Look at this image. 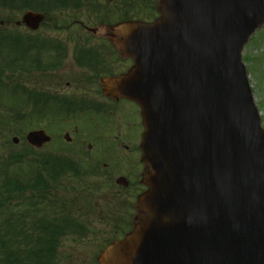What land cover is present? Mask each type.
I'll use <instances>...</instances> for the list:
<instances>
[{
	"label": "water",
	"instance_id": "1",
	"mask_svg": "<svg viewBox=\"0 0 264 264\" xmlns=\"http://www.w3.org/2000/svg\"><path fill=\"white\" fill-rule=\"evenodd\" d=\"M159 7L154 24L113 29L135 65L104 85L140 106L149 173L138 199L145 218L98 264H264V130L240 58L263 26L264 0ZM42 20L27 13L21 24ZM25 140L39 149L49 138Z\"/></svg>",
	"mask_w": 264,
	"mask_h": 264
},
{
	"label": "flooded vegetation",
	"instance_id": "2",
	"mask_svg": "<svg viewBox=\"0 0 264 264\" xmlns=\"http://www.w3.org/2000/svg\"><path fill=\"white\" fill-rule=\"evenodd\" d=\"M123 1L125 0H106L103 11H101L95 6L98 0H46L51 6L53 5V10L57 9L62 14L69 13L70 17L75 15L76 21L73 20L71 23L63 24L62 28L67 34L69 29L74 27L77 29V34L71 38L70 36L67 38H47L41 44L43 46L47 45L49 48L42 54L49 53L52 50L51 48L55 49V54L38 57L37 62L40 63L39 61L42 60L44 64L40 66L41 73L38 75H44L46 79L48 77L51 81H48L46 86L57 88L52 90L45 99L47 108L56 109L64 106L62 110L73 113V117L71 116L65 121L72 120L74 122L75 120L77 123H82L79 118L89 115V113L105 116L107 120L100 128V133L90 134V142L87 148L94 149L96 145L99 148L103 142L108 144L107 159L113 160V162L102 163V167L112 177V180L114 179L113 184L115 187L117 186L119 191L121 189V191L132 195L135 202L145 189L141 177L146 172V168L140 161L139 142L143 129L141 128L139 109L130 101L119 96H107L102 84L104 80L113 79V77L127 72L133 65L131 60L126 58L124 53L117 48V42H121V38L113 31V28L132 21L152 23L159 13V0H142L138 4V8H140V10H137L138 16L132 19H117V8L120 12L121 10L125 12L127 9V12H132V4H136L135 0L134 3L129 1L131 6L127 7L122 5ZM59 3L60 7L56 5ZM84 8H86L87 14ZM90 9L94 11L90 13ZM81 14H84L86 18L90 17L91 20L88 25L81 20ZM91 21H93L92 24H90ZM23 27L20 26L19 28ZM32 35L40 36L36 33H32ZM69 46L72 47L69 48ZM63 71L68 79L64 83L54 85L53 80L57 77V81L62 78L60 72ZM66 90L68 92L73 91L67 95L76 99L72 100L71 104L64 102V97L59 94L60 91ZM71 106H77L79 111L75 112L74 109H71ZM77 115L78 117L75 118ZM72 128L77 132V125H73ZM82 130L89 136L87 131L83 128ZM66 135L69 136L67 133ZM62 139L65 141L64 135L61 140L59 137L54 138L51 136L50 142L56 147V144L61 142ZM75 200L83 199L78 197ZM75 200L65 199V201ZM133 206V219L139 220L141 215L137 213L135 205Z\"/></svg>",
	"mask_w": 264,
	"mask_h": 264
},
{
	"label": "trees",
	"instance_id": "3",
	"mask_svg": "<svg viewBox=\"0 0 264 264\" xmlns=\"http://www.w3.org/2000/svg\"><path fill=\"white\" fill-rule=\"evenodd\" d=\"M16 1L20 11L30 9L48 16L53 13V5L46 0ZM13 2L15 0H0V14H5L6 11L12 13L15 9ZM13 35L10 34L12 41L6 45L9 61L0 59V98L8 95L9 99L20 103L21 107L27 106L28 101L32 106L31 117H36L38 90L24 88L18 80L14 81L10 77L16 73L17 68L22 71V62L28 58L27 52L23 55L24 51L21 53V50L14 57L17 50ZM2 40L0 39V57H3ZM15 112L14 116H0V140L11 131L18 134L25 125L24 109L17 107ZM4 145L11 151L3 155V150H0V264H59L60 246L66 237H70L77 245L96 236L92 221H101L100 212L92 209L91 213H84L82 210L85 204L79 200L50 203L59 198L51 192L50 185L51 180L55 181L58 175L49 173L48 169L58 167L59 164L60 168L73 174L77 164L65 159L55 164L56 166L52 163L49 165L48 160L33 158L36 152L24 143H21L23 148L18 152L13 151L16 147L8 138L4 140ZM22 163H28L30 173L22 172V167L16 168ZM109 213H113L112 220L118 233H109L99 250L124 232L118 231V212L113 210Z\"/></svg>",
	"mask_w": 264,
	"mask_h": 264
},
{
	"label": "rangeland",
	"instance_id": "4",
	"mask_svg": "<svg viewBox=\"0 0 264 264\" xmlns=\"http://www.w3.org/2000/svg\"><path fill=\"white\" fill-rule=\"evenodd\" d=\"M105 1L106 0H98L95 6H97L99 10L103 11V6L105 5ZM129 1L134 3V0H125L122 2V5H126L127 7L129 5L131 6ZM141 1L142 0H135L136 4H132V12H127L128 11L127 8L125 12L123 10H121L120 12L119 9L117 8V13H116L117 19H121V18L132 19L135 16H138L137 10H140V8H138V4H140ZM16 6L17 5L14 6L15 9H17ZM27 10L32 11L30 9H27ZM85 10L86 8H84V11ZM92 11L94 10L90 9V13ZM87 13L88 12H86V14ZM6 15H9V16H6ZM50 16L51 17H49L43 23V25L40 26L38 31L35 32L37 35H40L43 38H46V37H53V38L66 37L67 38L68 36H70L71 38V37L76 36L77 34L76 28L71 27V29H69L67 34L63 31V28H62L63 24L71 23L73 20H75V15L70 17L69 13H66V14L56 13ZM20 19H21V16H19V14H17L16 12L12 14H4V13L0 14V22L1 21L5 22L6 24L4 25V27H6L9 30H13L14 25L12 23ZM81 20H83L88 25L91 19L90 17L86 18L84 14L83 15L81 14ZM92 22L93 21H91L90 24H92ZM16 32L27 33L25 28L24 29L22 28L20 31H17V30L15 31L14 29L12 33H16ZM0 36H1L0 39H3L2 42L5 43L6 45L10 44V42L12 41V37L8 33H2V35ZM14 45H16V42H14ZM72 46H69V48H71ZM6 48L7 47L4 45L3 51H2L3 57L6 54ZM19 51L20 50L14 52V57L18 55ZM46 54H51V53H46ZM46 54H39V56L41 57L46 56ZM3 57L1 56L0 59ZM7 58L10 59V56H8ZM242 59H243V64L245 65V68L247 69L250 88L253 91V101H255V105L257 106L258 112H260V119L262 122V126L264 128V27L262 29L257 30L252 35V38L250 39V41L244 46V49L242 51ZM40 63H43L42 60L40 61ZM17 72L20 73L18 68L16 69V73L10 77H13L14 81L18 80L19 82H21V80L18 77L19 74ZM60 73L62 74L61 76L63 77L60 78L58 81L54 79L53 80L54 85L59 84V83H64L65 80L68 79L64 71ZM7 74L9 75V71ZM28 81L30 83V84H27L29 88H34L35 83L36 84L39 83L37 86L46 87L50 91L57 89L55 87L46 86V83L49 80L29 79ZM71 92L73 91H70V92H68L67 90L63 92L60 91V93H64V94H70ZM16 107L23 108V109L26 108V106L21 107L20 103H18L17 101H14L11 98L9 99L8 95H5V98L3 97L0 98V116H6V115L14 116V114L16 113L15 112ZM75 118H77V116ZM79 119L82 121V123H77L74 120V122L76 123L75 124L72 120L65 121L66 119L64 120V122L58 123L57 121H54L53 117H51L50 115L46 117H42V119L38 117L37 120H36V117L31 118L29 120L30 125L24 121L25 125L21 128L18 134H14L13 131H11L10 133L4 134L3 138L0 140V150H3L2 152L3 155L7 154L10 151V149L6 147V145H4L5 139L8 138L9 140H12V138H17L20 140L23 134L25 136L28 133V131L39 130L40 128V129L45 130V132H47L49 136H53L54 138L59 137L60 140H61V137H63L65 133L69 134V137L71 139L70 143H67L62 139L61 142H58L56 144V147L58 148L54 147L55 149H60V151H64L67 154L74 156V158L76 157L80 161L83 160V155H85L88 158H92V155H93L100 163H112L113 160L107 159L108 144L106 142L101 143L102 146L99 148H98V145H96L94 149L92 148L90 149V151L87 150V145L90 142V134L100 133L101 131L100 128L104 125V122L107 120L105 116L91 115L89 113V115H84ZM73 125L78 126V129H77L78 133L75 132L74 129L72 128ZM82 128L89 133V136L82 130ZM52 147L53 145L50 144L44 149L49 150V151L55 150ZM19 149L20 147L17 148L16 151H18ZM19 167L24 168V170H21L22 172H25V173L29 172L28 168H30V166L28 165V163L19 164V166H17L16 168H19ZM107 167L108 169H110L109 166ZM89 171L90 169L86 170V168H84V173L90 176V177H85V181L83 184L84 187L82 184H77L75 182H72L71 180L69 183L68 182L65 183V186L68 187L69 189L68 192H71V190L74 189L75 193H73V195L79 196L76 193L83 192L84 194H89V190H93V186L95 187L97 185L96 187L97 193L99 194L98 196H96L95 199L86 198L85 200H79V201L80 203L85 204L84 205L85 208H83L82 210L84 213H86V211L91 213L92 209L96 212L99 211L101 221H97V222L92 221V226L93 228H95L96 236L89 237L87 241L80 242L79 244L75 245L73 243V240L70 239V237H66V239H64L65 241L62 243V249H61V258H60L61 264H96L95 258L99 254V251H100L99 247L103 245L106 239L105 237L109 235V233L110 234L118 233L115 229V225L112 220L113 213H109V212L113 211L115 206H117L118 199L119 200L125 199L128 203L133 201L132 195H129L121 191V189L119 191L117 186L115 187V185L113 184L114 179L112 180V177L109 176L106 172H105V178H102V177H96V176L93 177V175L90 174ZM113 195H115V197H111ZM128 215L125 216V214H123V219L119 221V224L121 225L122 229L127 228L125 226L127 224V221L129 222ZM119 236L120 234L118 235V237Z\"/></svg>",
	"mask_w": 264,
	"mask_h": 264
}]
</instances>
